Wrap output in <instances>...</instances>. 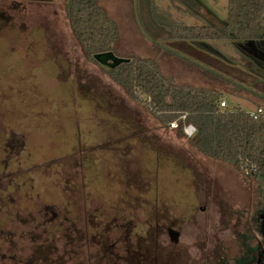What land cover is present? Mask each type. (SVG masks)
Listing matches in <instances>:
<instances>
[{
    "label": "rangeland",
    "instance_id": "1",
    "mask_svg": "<svg viewBox=\"0 0 264 264\" xmlns=\"http://www.w3.org/2000/svg\"><path fill=\"white\" fill-rule=\"evenodd\" d=\"M38 2L0 0V226L47 218L41 228L63 247L65 264H106L123 253L126 234L130 253L142 242L145 256L168 257L167 235L162 251L153 247L155 221L163 217L185 230L193 264L201 263L207 234L224 239L233 257L236 231L243 233L264 212V186L200 155L190 139L178 137L86 61L69 29L65 0ZM99 3L116 24L117 57H156L165 77L217 87L224 108L255 111L250 100L264 96L263 60L231 42H204L201 54L165 39L176 31L171 21L210 24L205 15L199 22L201 16H189L193 9L212 13L211 24L223 29L227 0H177L183 14L171 0H157L156 20L146 0ZM44 207L52 209L46 217ZM15 211L17 218L10 217ZM56 212L59 219L51 221ZM62 218L67 227L75 225L63 232L65 239ZM112 221L120 227H107ZM99 233L116 247L100 249ZM67 238L74 243L66 247ZM30 246L19 245L23 261Z\"/></svg>",
    "mask_w": 264,
    "mask_h": 264
},
{
    "label": "trees",
    "instance_id": "2",
    "mask_svg": "<svg viewBox=\"0 0 264 264\" xmlns=\"http://www.w3.org/2000/svg\"><path fill=\"white\" fill-rule=\"evenodd\" d=\"M174 1L177 0L171 3ZM146 2L156 20L155 0ZM65 17L86 61L95 62L92 58L95 54L116 53L118 30L99 0H65ZM171 25L176 31L165 39L180 41L183 47L195 53L203 54L195 43L231 42L246 56L264 61V46H261L264 43V0H227L223 29L212 24L187 26L176 21H171ZM125 58L127 63L104 72L131 101L143 104L167 125L185 116L175 130L178 137H184L183 124L192 125L196 133L189 141L200 155L229 165L264 186V113L253 119L240 109L220 108L223 99L220 89L183 84L165 77L156 57ZM229 92L234 94V90ZM250 101L256 109H264V96Z\"/></svg>",
    "mask_w": 264,
    "mask_h": 264
},
{
    "label": "flooded vegetation",
    "instance_id": "3",
    "mask_svg": "<svg viewBox=\"0 0 264 264\" xmlns=\"http://www.w3.org/2000/svg\"><path fill=\"white\" fill-rule=\"evenodd\" d=\"M42 210L41 213L43 212L46 217L48 211L52 209L44 207ZM51 214V221L59 219L57 212ZM9 216L17 218V211ZM33 216H31L32 221H30V224H25L24 221H21V224L0 226V264H3V262H7L8 264H65V259L69 260V258H65L66 254H64L65 251L63 247L60 248L55 245V237L51 236L50 241L47 230L41 228L44 226L42 223H47V218L44 222H40V216L38 217V221L40 220L39 223L33 225L32 222L37 220V218H33ZM37 216L39 215L36 214V217ZM58 222L61 223L58 225V228L62 233L69 228L75 229L74 224H72L71 227H67L64 224L65 218H62V220ZM252 222L254 224L246 226V230L243 233L236 231V253H233V257L227 255L229 247H226L227 244L224 243V239L218 237L215 239L212 237L209 238L207 234L204 240H201L202 253L198 258L201 262L200 264H264V212L255 216ZM114 225L112 221L109 225L107 224V227L111 229L120 227L119 225ZM237 228L238 227H236V230ZM155 230L156 234L153 240V247L155 250L159 248L162 251L161 245L163 240L161 239L164 235H167L170 248V255L168 257L161 256L162 253H157L155 256H145V250L147 248H145L142 242H138L135 249L132 250L133 252L130 253L129 245L131 244H129L128 234H126L127 237L125 240L127 244L123 247L124 249H122L123 253L110 257L108 261H106V264H193V257L191 256L192 246L188 242L187 244L184 242L186 236L184 235L185 230L183 231L182 226H177L176 221L168 223L167 225L164 223V218L160 217L155 221ZM62 235L65 239L64 233ZM94 237L100 249L107 251L116 247V244H114L115 242L107 245L110 239L104 238L100 233L96 234ZM76 238L78 242L83 239L79 236H76ZM26 243L31 246L28 254H25L28 258L27 261H23L24 251L21 250L22 248H20L19 245ZM69 243L74 242L67 238L65 246L67 247ZM60 250H62L61 254L59 253ZM77 263L81 264V260L79 259Z\"/></svg>",
    "mask_w": 264,
    "mask_h": 264
},
{
    "label": "water",
    "instance_id": "4",
    "mask_svg": "<svg viewBox=\"0 0 264 264\" xmlns=\"http://www.w3.org/2000/svg\"><path fill=\"white\" fill-rule=\"evenodd\" d=\"M198 49L206 50L200 43L194 44ZM93 60L105 71H110L122 63H127L128 59L117 57L112 52H104L93 55Z\"/></svg>",
    "mask_w": 264,
    "mask_h": 264
},
{
    "label": "built area",
    "instance_id": "5",
    "mask_svg": "<svg viewBox=\"0 0 264 264\" xmlns=\"http://www.w3.org/2000/svg\"><path fill=\"white\" fill-rule=\"evenodd\" d=\"M219 106L220 108L225 107V103L223 100L220 102ZM263 113H264V109L258 108V109H255V111L248 113V115L253 119H257ZM184 119H185V116H181L179 119L170 122L167 126L171 130H176L178 128L179 122H183ZM182 133L185 136V138L191 139L195 136L196 129L192 125L183 124Z\"/></svg>",
    "mask_w": 264,
    "mask_h": 264
},
{
    "label": "crops",
    "instance_id": "6",
    "mask_svg": "<svg viewBox=\"0 0 264 264\" xmlns=\"http://www.w3.org/2000/svg\"><path fill=\"white\" fill-rule=\"evenodd\" d=\"M13 3H18L19 2V0H11ZM21 2L22 1H27V2H30V3H40V2H38V1H42V0H20ZM157 0H155V2H156ZM159 1H165V0H159ZM154 2V3H155ZM175 3V1L172 3L173 4V6H174V9H175V11L176 12H178V13H181V14H183L182 13V10H181V7H179L177 4H174ZM176 5V6H175ZM193 9V8H192ZM199 9V8H198ZM168 14V17H170L169 16V12H167ZM185 14V13H184ZM205 15V17H203ZM211 15H212V13L210 14V13H208V12H206L205 14L202 12V11H200V10H194L193 9V13L192 14H190L189 16H201V17H199L198 19H197V21L199 22L200 21V18H206L207 19V21H209L210 22V24L211 23H213V24H215L214 23V18H213V16L211 17ZM171 18V17H170ZM212 24V25H213ZM192 26V25H191ZM256 109V108H255Z\"/></svg>",
    "mask_w": 264,
    "mask_h": 264
}]
</instances>
